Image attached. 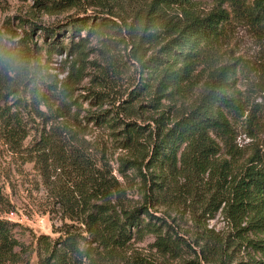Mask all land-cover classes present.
Segmentation results:
<instances>
[{
	"label": "rangeland",
	"instance_id": "1",
	"mask_svg": "<svg viewBox=\"0 0 264 264\" xmlns=\"http://www.w3.org/2000/svg\"><path fill=\"white\" fill-rule=\"evenodd\" d=\"M149 3L150 0H0V27L6 17L21 16L38 26L57 29L54 39L44 37L40 30L32 34L41 55L39 65L44 82L53 89V92L47 89L51 95L49 104L42 103L37 108L25 92L19 95L23 108L15 106L14 96L9 102L28 133L21 149L8 142L0 124V218L10 223L13 236L23 247L19 264H41L46 249L39 244L43 237L42 242L58 250L66 240L73 239L83 252L77 264H135L140 259L180 264L195 259L186 245L178 259L165 255L155 247L157 237L153 234H145L142 239L134 234V239L118 251L113 261L104 258L88 217L98 210L97 206L110 202L124 221L125 211L145 204L143 175L148 179L162 177L155 180L162 188L157 195L159 202L152 200L155 204L150 212L165 220L197 252L200 249L194 243L203 245L206 234L226 237L233 232L231 222L222 212L213 211V193L203 186L202 180L196 184L182 178L186 176L180 173L181 176H172L178 179L169 178L165 182L163 177H171L163 171L165 168H148L153 142L157 140L156 121L164 116L163 123L168 127L174 113L198 100L208 76L203 72L204 66L199 68L194 87L185 99L176 104L155 100L154 91L149 86L143 87L149 83V74L131 57L133 47L125 33L114 25L104 33L90 32L95 26L88 25L76 27L72 32V25L77 26L76 21L84 17L90 16L92 20L98 16L142 15ZM193 6L198 15L219 9L229 12L231 19L224 25L222 38L211 50L209 61L217 68L240 63L236 89L252 110L260 112L259 124H250L248 114L243 118L230 117V137L216 139L221 148L218 157L221 160L238 157L245 162L257 154L264 160V25L252 24L230 0H193ZM112 19L122 24L117 18ZM96 22L99 21L89 24ZM24 29L32 32L30 25ZM53 42L55 47H61V52L48 50ZM71 43L82 47L70 53ZM154 52L149 51L148 57ZM66 88L69 98L65 99L63 113L58 110L61 103L57 99L64 96ZM100 115L104 117L98 120ZM119 120L120 124L111 126ZM135 126L136 130L141 128L140 134L129 146L127 131ZM48 133L54 148L41 156L38 143ZM76 157L90 175L96 179L104 177L103 186L109 191L105 201L93 198L88 179L81 177L73 165ZM141 218L148 221L145 216ZM167 229L162 230L163 236L167 235ZM169 234L175 236L172 231ZM249 237L257 239L252 234ZM235 249L232 264L262 257L244 245Z\"/></svg>",
	"mask_w": 264,
	"mask_h": 264
},
{
	"label": "trees",
	"instance_id": "2",
	"mask_svg": "<svg viewBox=\"0 0 264 264\" xmlns=\"http://www.w3.org/2000/svg\"><path fill=\"white\" fill-rule=\"evenodd\" d=\"M230 1L252 24L264 25V0H253L250 3L248 0ZM112 18H117L122 24L119 25ZM90 19L89 16L76 21L78 25H72V32L76 27L88 25L95 26L90 32L98 30L104 33L114 25L125 33L133 47L131 57L149 74V83L143 87L149 86L154 91L155 100L176 104L185 99L194 87L199 68L204 66L203 72L206 71L208 76L198 100L189 108L174 113V119L168 127L163 123L164 116L156 121L157 140L153 142L148 168H165L163 171L171 176L163 177L165 182L169 178L178 179L172 176H181L182 173L186 176L182 178L196 184L202 180L203 186L213 193V211H221L233 227V232L226 237L206 234L203 245L195 241V247L200 249L197 252L165 220L150 212L155 204L152 200L159 202L157 195L162 188L155 180L162 177L148 179L143 175L145 204L125 211L124 221L117 216L118 212L111 207L110 202L97 206L98 210L88 217L91 230L97 237L96 242L103 248L104 258L113 261L118 251L134 239V234L140 239L145 234H153L157 237L155 247L172 258L180 257L184 245L192 250L195 259L180 264H232L234 249L243 245L260 253L262 257L236 264H264V160L257 154L245 162H241L238 157L232 160H221L218 157L221 148L216 139L230 137L231 116L243 118L248 114L250 124H259L260 121V112L252 110L242 92L236 89V76L242 65L236 62L217 68L209 61L211 50L222 38L224 25L231 19L229 12L219 9L208 15H198L193 0H150L142 15H109ZM94 20L99 22L96 25L89 24ZM27 25H30L31 33L24 29ZM37 30L44 37L52 39L57 31L56 27L38 26L31 19L21 16L6 17L0 27V124L8 142L17 149L22 148L28 133L22 126V119L16 111L13 112V105H9L11 98L16 97L15 106L23 108L19 95L25 92L38 108L39 104H49L47 89L53 92L44 82L39 65L41 55L32 40V34ZM55 44H50L48 50L61 52V47H55ZM81 47V44L74 43L68 46L70 53L77 52ZM151 50L155 52L148 57ZM66 91L69 89H64V96L57 99L61 103L58 110L63 113L65 99L69 98ZM103 117L100 115L97 119ZM121 122L119 120L111 126ZM140 129L136 130L135 126L127 131L129 146L137 141ZM50 147H53L52 138L49 133L44 134L38 143V154L44 156ZM62 161H66L65 155ZM73 165L81 177L88 179L93 198L105 201L109 191L103 186L104 177L100 175L96 179L90 175L85 164L78 158L74 159ZM81 188L87 190L86 187ZM141 216H145L148 221H144ZM165 227H168V233L163 236L162 230ZM170 231L174 232V237L169 234ZM250 234L257 239L250 238ZM44 239H39V244L46 247L41 264H77L83 257V252L71 238L62 243L63 248L59 250L52 248L48 242H42ZM20 250L23 247L13 236L10 223L0 218V264H19L22 260ZM135 264L158 263L140 259Z\"/></svg>",
	"mask_w": 264,
	"mask_h": 264
}]
</instances>
